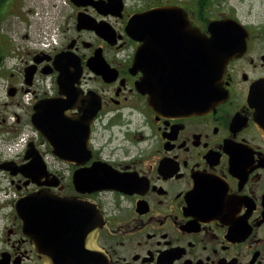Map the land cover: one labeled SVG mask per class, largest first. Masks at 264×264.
Here are the masks:
<instances>
[{
  "label": "flooded vegetation",
  "instance_id": "obj_1",
  "mask_svg": "<svg viewBox=\"0 0 264 264\" xmlns=\"http://www.w3.org/2000/svg\"><path fill=\"white\" fill-rule=\"evenodd\" d=\"M46 24L53 46L35 49ZM214 26L224 44L196 42ZM224 52L223 95L203 105L202 57ZM61 54L99 108L85 154L39 150L38 185L6 169L30 158L3 148L33 113L26 74L34 82ZM0 91V264H264V0H0ZM93 165L107 167L110 189L83 174L74 183ZM36 192L51 196L25 223L13 204Z\"/></svg>",
  "mask_w": 264,
  "mask_h": 264
},
{
  "label": "water",
  "instance_id": "obj_2",
  "mask_svg": "<svg viewBox=\"0 0 264 264\" xmlns=\"http://www.w3.org/2000/svg\"><path fill=\"white\" fill-rule=\"evenodd\" d=\"M134 20L128 27L129 33L135 39L143 41L141 47H145L144 30ZM211 36L208 38L201 31H195L194 38L196 42L200 41L201 45L209 43L221 45L228 39L223 33V27L214 26L211 29ZM202 81L203 86L201 92V102L203 105H210L216 102L222 95V75L225 71V64L229 60L227 53L217 55V57H202ZM53 68L43 71L45 74L51 73L54 69L57 71L56 85L58 87V95L53 97H45L32 106L33 113L30 117L32 126L39 131L40 135L48 141L52 148L54 156L59 159H67L69 161L86 153V137L90 134V127L93 117L99 108V100L92 99L85 102L82 91L77 83L80 78L81 67L77 60L71 58L67 54L55 55ZM30 74H26V85L31 86L33 78ZM201 88V86H200ZM78 107L81 116L75 119H67L65 116L71 114L70 110ZM68 139L73 141L72 147H68ZM75 150V151H71ZM30 160L24 165L14 164L10 170L11 174L19 172L23 176H27L38 185L45 184L44 179L48 173L43 162L41 153L37 150L34 142L28 145L25 150V159ZM106 166H92L84 170L83 173L79 172L74 177V183H78L79 177L83 174L85 182L92 185L95 189L112 187L111 174L108 172ZM51 194L41 192L25 194L19 198L16 203V211L19 215L25 218V223H32L29 216L32 215V208L35 205L37 198H47ZM64 200L58 199L53 203L55 206H64ZM92 235V233H91ZM93 236V235H92ZM92 240V239H91Z\"/></svg>",
  "mask_w": 264,
  "mask_h": 264
},
{
  "label": "built area",
  "instance_id": "obj_3",
  "mask_svg": "<svg viewBox=\"0 0 264 264\" xmlns=\"http://www.w3.org/2000/svg\"><path fill=\"white\" fill-rule=\"evenodd\" d=\"M55 35L56 34L54 33V31L49 32L47 29H45L43 36L39 41L38 46L45 49H49L52 46V43L55 41ZM39 84H40V90H39L40 94L46 93L49 95H53V93L55 92V88H53L52 77L47 76L46 78L41 79V81H39ZM31 98H32V93H27L24 95L23 100L25 101L26 104H31V100H32ZM33 134L36 136V132L23 133L16 141L12 143V145L9 146V151L16 152L23 149V147L27 143L26 142L27 139Z\"/></svg>",
  "mask_w": 264,
  "mask_h": 264
},
{
  "label": "rangeland",
  "instance_id": "obj_4",
  "mask_svg": "<svg viewBox=\"0 0 264 264\" xmlns=\"http://www.w3.org/2000/svg\"><path fill=\"white\" fill-rule=\"evenodd\" d=\"M13 42H14V40H13ZM3 96V91H0V97H2Z\"/></svg>",
  "mask_w": 264,
  "mask_h": 264
}]
</instances>
